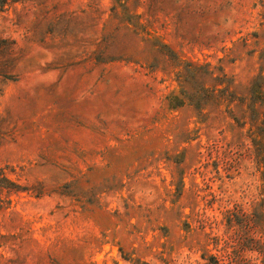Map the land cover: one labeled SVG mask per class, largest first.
<instances>
[{"label":"rangeland","instance_id":"rangeland-1","mask_svg":"<svg viewBox=\"0 0 264 264\" xmlns=\"http://www.w3.org/2000/svg\"><path fill=\"white\" fill-rule=\"evenodd\" d=\"M0 264H264V0H0Z\"/></svg>","mask_w":264,"mask_h":264}]
</instances>
